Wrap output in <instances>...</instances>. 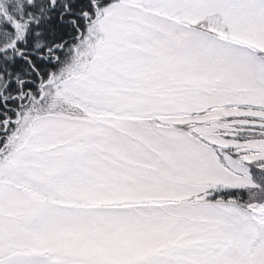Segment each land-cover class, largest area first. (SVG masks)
Listing matches in <instances>:
<instances>
[{
    "label": "snow or ice",
    "instance_id": "6c2138e0",
    "mask_svg": "<svg viewBox=\"0 0 264 264\" xmlns=\"http://www.w3.org/2000/svg\"><path fill=\"white\" fill-rule=\"evenodd\" d=\"M0 264H264V0H0Z\"/></svg>",
    "mask_w": 264,
    "mask_h": 264
}]
</instances>
